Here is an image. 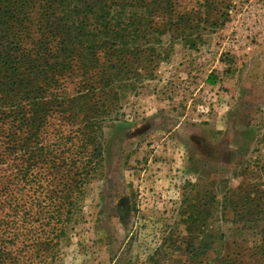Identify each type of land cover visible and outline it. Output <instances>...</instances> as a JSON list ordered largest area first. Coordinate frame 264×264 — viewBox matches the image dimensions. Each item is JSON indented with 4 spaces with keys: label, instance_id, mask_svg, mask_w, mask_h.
Listing matches in <instances>:
<instances>
[{
    "label": "rangeland",
    "instance_id": "374dc122",
    "mask_svg": "<svg viewBox=\"0 0 264 264\" xmlns=\"http://www.w3.org/2000/svg\"><path fill=\"white\" fill-rule=\"evenodd\" d=\"M174 5L173 19L186 18L158 37L157 54L142 68L155 67L152 76L104 128V174L84 186L70 213L46 222L42 212L49 207L38 197L52 200L62 187L54 186L48 166L39 183L21 188L16 161L0 162V201L12 193L26 202L20 227L26 236L6 248L15 255L24 245L19 264H264L256 254L259 230L229 204L232 189L264 183V0ZM210 74L218 83L208 82ZM226 119L235 122L230 138ZM49 126L44 143L58 148L54 133L69 125L51 120ZM185 206L210 209L189 237L179 222ZM14 213L3 209L9 228L19 229ZM53 221L63 231L51 260L40 245L48 244L44 230Z\"/></svg>",
    "mask_w": 264,
    "mask_h": 264
},
{
    "label": "trees",
    "instance_id": "16d2710c",
    "mask_svg": "<svg viewBox=\"0 0 264 264\" xmlns=\"http://www.w3.org/2000/svg\"><path fill=\"white\" fill-rule=\"evenodd\" d=\"M174 1L0 0V162L16 161L13 174L21 188L26 181L39 183L48 166L54 186H62L52 200L41 193L38 197V203L49 207L42 212L48 224L70 213L84 186L104 174V128L123 116L127 95L152 76L155 67L142 68L157 54L158 37L186 18L173 19ZM212 75L208 80L215 84ZM51 120L69 125L68 131L56 129L59 144L54 149L44 143ZM66 150L70 154L62 156ZM57 155L63 157L61 164ZM231 191L229 204L259 230L262 244L256 254L264 257V183L241 184ZM17 199L11 193L0 201V264H19L18 257L26 256L24 245L19 255L6 249L26 236L20 231L26 202ZM7 206L20 219L19 229L9 228L3 215ZM209 210L183 208L179 222L185 236ZM51 228L47 234L44 230L43 243L49 242L40 251L45 248L53 260L63 227L58 231L53 221Z\"/></svg>",
    "mask_w": 264,
    "mask_h": 264
},
{
    "label": "crops",
    "instance_id": "0c3cea01",
    "mask_svg": "<svg viewBox=\"0 0 264 264\" xmlns=\"http://www.w3.org/2000/svg\"><path fill=\"white\" fill-rule=\"evenodd\" d=\"M216 74H217V73H216ZM212 76L215 77V79H216L215 84L218 83V80H220V78H217L216 75H212ZM208 82H209V80H208ZM209 83H210V82H209ZM210 84H213V83H210ZM224 122H225V123H224V124H225V127H224V128H226V131L224 132V135H226V137H229L230 134H232L231 130L234 128V126H235V122L232 121V120H229V119H226ZM217 123H218V124H222V122H218V121H217ZM229 138H230V137H229ZM228 140H229L230 142H232L231 139H228ZM227 156H228V158H230V157H231V154L228 153Z\"/></svg>",
    "mask_w": 264,
    "mask_h": 264
}]
</instances>
